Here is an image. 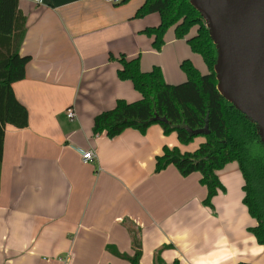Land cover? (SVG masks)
I'll return each instance as SVG.
<instances>
[{
	"label": "crops",
	"instance_id": "crops-1",
	"mask_svg": "<svg viewBox=\"0 0 264 264\" xmlns=\"http://www.w3.org/2000/svg\"><path fill=\"white\" fill-rule=\"evenodd\" d=\"M143 1L18 0L26 28L19 52L30 60L13 90L28 124L5 128L0 264H129L110 248L132 255L131 229L139 231L140 264H154L156 250L165 264L264 262L236 161L215 171L222 188L210 207L200 172L154 169L164 145L192 151L204 137L181 144L157 123L112 138L92 131L94 117L118 99L142 97L131 80L118 77L120 55L137 58L143 71L159 66L171 84L186 78L183 59L207 72L173 27L154 47L143 30L157 26L160 15L134 16ZM68 107L74 120L65 115ZM88 149L95 157L85 163L81 151Z\"/></svg>",
	"mask_w": 264,
	"mask_h": 264
},
{
	"label": "trees",
	"instance_id": "trees-1",
	"mask_svg": "<svg viewBox=\"0 0 264 264\" xmlns=\"http://www.w3.org/2000/svg\"><path fill=\"white\" fill-rule=\"evenodd\" d=\"M127 1L119 0V3ZM151 12L159 13L160 23L143 31L154 36V47L161 48L166 30L173 27L175 37L185 38L191 51L202 56L207 72L201 73L191 60L183 59L180 68L186 79L171 84L165 81L159 66L143 71L137 58L127 60L120 55L118 77L131 80L142 97L133 102L118 99L112 109L94 117L92 131L112 138L127 128L145 132L150 125L157 123L164 134L175 132L181 144L190 143L196 135L203 136L205 140L192 151H180L177 146L164 145L162 152L155 156V172L168 165H174L183 176L200 172V182L207 188L203 203L211 207V198L222 188L215 171L228 162L236 161L244 180L243 203L257 221L249 230L264 246V146L256 124L217 90L213 69L216 48L204 20L189 0H144L134 16ZM193 27H196L195 32H192ZM25 30V15L19 8L18 0H0V165L6 126L24 128L28 124L27 108L13 90V83L25 77L30 60V56L19 52ZM155 116L165 117L167 121L154 119ZM200 129H207L208 132H197ZM131 235L136 246L132 255L110 249L129 264H140L138 229H131ZM153 262L165 264L160 250L155 251ZM172 264L180 263L174 260Z\"/></svg>",
	"mask_w": 264,
	"mask_h": 264
},
{
	"label": "water",
	"instance_id": "water-1",
	"mask_svg": "<svg viewBox=\"0 0 264 264\" xmlns=\"http://www.w3.org/2000/svg\"><path fill=\"white\" fill-rule=\"evenodd\" d=\"M189 3L200 13L216 48L217 90L256 124L264 146V0ZM154 119L167 121L165 117Z\"/></svg>",
	"mask_w": 264,
	"mask_h": 264
},
{
	"label": "built area",
	"instance_id": "built-area-1",
	"mask_svg": "<svg viewBox=\"0 0 264 264\" xmlns=\"http://www.w3.org/2000/svg\"><path fill=\"white\" fill-rule=\"evenodd\" d=\"M32 1L33 2H41L42 0H32ZM65 115L69 120H74L76 117L75 111L72 107L66 108ZM94 157H95V155H94V151L92 149L81 151V159L85 163L93 160Z\"/></svg>",
	"mask_w": 264,
	"mask_h": 264
},
{
	"label": "rangeland",
	"instance_id": "rangeland-1",
	"mask_svg": "<svg viewBox=\"0 0 264 264\" xmlns=\"http://www.w3.org/2000/svg\"><path fill=\"white\" fill-rule=\"evenodd\" d=\"M169 29V28H168ZM168 29L166 30V32H165V34H164V41L166 40V33H167V31H168ZM195 30H196V27H193V29H192V32H195ZM186 40V39H185ZM195 56H197L198 57V59H199V61H201V62H203L202 64L204 65V68H206L205 66V63H204V60H203V58H202V56L199 54V53H195ZM198 68V67H197ZM199 69V68H198ZM182 70V69H181ZM185 74V73H184ZM186 76V75H185ZM186 79V78H185ZM200 138H203V136H201V135H196L194 138H193V140L190 142V144H192V145H198L197 144V142L199 141V139Z\"/></svg>",
	"mask_w": 264,
	"mask_h": 264
}]
</instances>
